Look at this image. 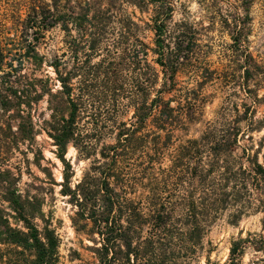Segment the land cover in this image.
Segmentation results:
<instances>
[{
  "label": "trees",
  "instance_id": "16d2710c",
  "mask_svg": "<svg viewBox=\"0 0 264 264\" xmlns=\"http://www.w3.org/2000/svg\"><path fill=\"white\" fill-rule=\"evenodd\" d=\"M18 2L10 20L0 18V264H60L61 241L43 200L23 193L6 168L20 141L37 159L41 134L63 166L52 184L96 264H197L214 221L256 213L261 232L232 240L225 262L207 255L204 263L240 264L246 250L264 262L263 141L256 148L252 135L264 128V114L255 115L264 96L250 85L258 66L241 44L248 16L225 21L236 37L235 93L243 98L203 122L198 94L215 71L195 63L204 27L174 21L173 0ZM53 28L62 33L61 52L48 56L40 49ZM144 30L153 33L152 46L141 39ZM181 71L197 73L195 87L175 89ZM201 122L199 136L188 137ZM70 146L88 162L74 181Z\"/></svg>",
  "mask_w": 264,
  "mask_h": 264
},
{
  "label": "rangeland",
  "instance_id": "374dc122",
  "mask_svg": "<svg viewBox=\"0 0 264 264\" xmlns=\"http://www.w3.org/2000/svg\"><path fill=\"white\" fill-rule=\"evenodd\" d=\"M243 0H173L174 14L173 20H187L197 27H204L199 37L197 61L200 68H208L215 71L213 79L203 85L198 94V110L201 113V121L211 120L215 112L222 106L231 103L241 102L243 96L236 95L237 83L239 80L238 65L241 64L240 55L236 51L234 44V34L226 25L225 21L233 20L236 14L241 17L247 15L245 19V37L241 43L244 50L251 54L257 63L255 79L258 81L250 82L252 89L259 98L264 96V0H250V4H240ZM124 4V3H123ZM18 0H0V18H10L9 16L17 11ZM128 12H134L137 18L148 21V13H140L134 7H128ZM20 13H24L20 9ZM10 20V19H9ZM10 24V22H9ZM141 39L152 46L153 33L144 30ZM62 33L58 28H53L46 33V45L41 47V52L48 56L59 55L61 50ZM52 76L51 71H48ZM197 73L184 71L175 77V89H188L196 86L198 79ZM161 81V80H160ZM254 84V85H253ZM172 95H165L168 99ZM174 104V103H173ZM45 103L38 105V112L43 111ZM264 114V101L257 108L255 115L261 117ZM203 122L193 125L188 131V137H198ZM12 130L15 131L13 124ZM256 142V148L260 141L263 146L260 150L258 160L264 161V128L252 134ZM110 141V140H107ZM15 148L11 149L6 168L18 178L19 188L23 193L37 194L43 200L42 211L45 218L49 219L56 233L60 238L61 244L60 264H96L92 254L86 250V246L91 245L83 237L77 236L71 227L69 216L71 207L66 203L65 198L59 194V183L63 166L53 151L55 147L51 145V140L45 135L36 136L34 151L39 150L41 155L34 154L28 149L27 141H20ZM76 151L69 147L65 155L66 160L71 163L75 172L73 181L77 179L82 171L88 166L87 161L76 159ZM4 206H6L4 204ZM261 213L249 214L241 218L237 223H232L227 214L220 216L214 221L206 236L204 237V252L197 264H205L204 259L209 255L213 262L223 263L228 257L229 247L232 240L240 234L245 237L247 233L261 232L260 219ZM12 226L20 223L9 218ZM40 225L38 220L34 221ZM78 254V255H77ZM262 255L255 254L252 250H246L240 264H264L258 260Z\"/></svg>",
  "mask_w": 264,
  "mask_h": 264
}]
</instances>
